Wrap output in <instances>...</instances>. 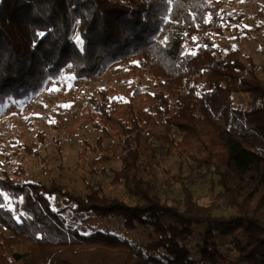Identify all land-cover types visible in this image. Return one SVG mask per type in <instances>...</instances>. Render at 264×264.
<instances>
[{
  "label": "trees",
  "instance_id": "trees-1",
  "mask_svg": "<svg viewBox=\"0 0 264 264\" xmlns=\"http://www.w3.org/2000/svg\"><path fill=\"white\" fill-rule=\"evenodd\" d=\"M222 7V0H0V105L36 95L67 66L76 79H88L121 61L158 87L151 93L132 86L144 99L136 104L107 88L88 98L101 132L95 147L107 136L120 148L111 183L141 203L107 196L90 181L83 194L57 182L19 183L0 166V264H198L188 241L201 225L196 247L205 264H264V80L253 58L216 44L213 34L241 19ZM234 94H247L254 105L234 107ZM60 97L43 94L25 109ZM152 124L181 134L179 141L161 135L169 154L186 155L217 176L222 192L214 201L199 204L182 184V198L169 204L139 176ZM111 156L94 158L90 171ZM218 200L234 212L215 215ZM66 210L120 218L126 230L146 229L148 241L139 248L93 226L83 233L66 225ZM221 236L233 237L235 258L222 253Z\"/></svg>",
  "mask_w": 264,
  "mask_h": 264
},
{
  "label": "rangeland",
  "instance_id": "rangeland-1",
  "mask_svg": "<svg viewBox=\"0 0 264 264\" xmlns=\"http://www.w3.org/2000/svg\"><path fill=\"white\" fill-rule=\"evenodd\" d=\"M222 1L223 10L241 19L233 22V28L225 27L223 34L214 33L216 44L224 52L239 50L243 58H253L264 80V0ZM76 33L75 29L73 39H76ZM132 86L151 93L158 90L153 78L132 74L121 61L88 79H76L72 68L67 66L58 77L48 79L36 95L6 101L0 108L1 168L19 183L42 182L48 185L57 182L73 193L83 194L86 181H90L98 184L107 196L119 198L128 204L141 203L123 184L111 183L114 171L120 168V148L107 136L101 148L95 147L101 132L92 124L88 101L103 88L113 90L112 97L121 101L136 104L144 100L132 94ZM51 92H59L62 97L54 103L42 100L41 109H25L26 104H34L41 100L43 94ZM253 105L247 94L233 95L234 107L248 109ZM171 108H174L173 105ZM147 129L151 136L140 156L139 176L151 180L154 191L169 204L182 198V184L188 186L199 204L207 205L214 201L215 196L222 192L217 176L186 155L169 154L160 139L161 135H167L169 139L179 141L181 134L173 127L161 125L152 124ZM85 142L90 146L86 147ZM104 152L112 155L111 162L90 171L88 164ZM51 204L53 209L63 206L59 195L51 198ZM218 204L215 215L228 216L234 212L221 200H218ZM62 216L67 226H77L83 233L88 231V226H93L127 238L139 248L148 241L146 229L138 226L134 230H126L120 218L100 219L90 213L73 216L67 210ZM204 228V225L194 226L192 238L188 241L192 258L198 264H205L196 247L201 242L200 234ZM217 242L223 254L229 258L236 257L233 237L221 236Z\"/></svg>",
  "mask_w": 264,
  "mask_h": 264
},
{
  "label": "snow or ice",
  "instance_id": "snow-or-ice-1",
  "mask_svg": "<svg viewBox=\"0 0 264 264\" xmlns=\"http://www.w3.org/2000/svg\"><path fill=\"white\" fill-rule=\"evenodd\" d=\"M39 35L43 36L44 33H39ZM77 40H79V37H77ZM0 106H2V105H0ZM65 106L67 107V106H70V105H65ZM51 122H54V121H51ZM0 207H3V205H0Z\"/></svg>",
  "mask_w": 264,
  "mask_h": 264
}]
</instances>
